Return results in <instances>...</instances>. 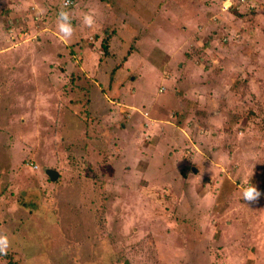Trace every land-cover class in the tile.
<instances>
[{"label":"rangeland","instance_id":"obj_1","mask_svg":"<svg viewBox=\"0 0 264 264\" xmlns=\"http://www.w3.org/2000/svg\"><path fill=\"white\" fill-rule=\"evenodd\" d=\"M61 3L0 0V264H264V0Z\"/></svg>","mask_w":264,"mask_h":264},{"label":"clouds","instance_id":"obj_2","mask_svg":"<svg viewBox=\"0 0 264 264\" xmlns=\"http://www.w3.org/2000/svg\"><path fill=\"white\" fill-rule=\"evenodd\" d=\"M71 0H62L61 5L57 13V29L64 43H67L71 36L73 35V26L71 23V16L68 9ZM232 6V0H224V10H227ZM42 14L43 10H39ZM82 23L85 26L92 27L95 23V13L85 12L82 16ZM247 187L243 188V199L248 203H256L259 201L262 193L259 188L245 181ZM9 247V239L6 234L0 233V255H7V250Z\"/></svg>","mask_w":264,"mask_h":264},{"label":"water","instance_id":"obj_3","mask_svg":"<svg viewBox=\"0 0 264 264\" xmlns=\"http://www.w3.org/2000/svg\"><path fill=\"white\" fill-rule=\"evenodd\" d=\"M47 174L52 180H56L59 176V171L54 168H48Z\"/></svg>","mask_w":264,"mask_h":264},{"label":"trees","instance_id":"obj_4","mask_svg":"<svg viewBox=\"0 0 264 264\" xmlns=\"http://www.w3.org/2000/svg\"><path fill=\"white\" fill-rule=\"evenodd\" d=\"M108 41L106 40V42L104 43V48L106 49V50H108ZM0 256H2V255H0ZM8 264H17L16 262H14L12 259H10L9 260V262H8Z\"/></svg>","mask_w":264,"mask_h":264}]
</instances>
